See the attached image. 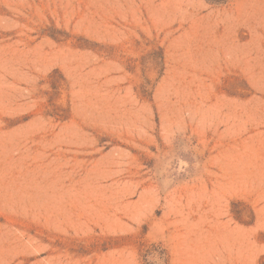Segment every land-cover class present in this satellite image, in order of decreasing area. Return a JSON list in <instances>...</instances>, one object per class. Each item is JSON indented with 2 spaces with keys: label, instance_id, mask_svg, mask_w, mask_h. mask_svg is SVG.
<instances>
[{
  "label": "rangeland",
  "instance_id": "obj_1",
  "mask_svg": "<svg viewBox=\"0 0 264 264\" xmlns=\"http://www.w3.org/2000/svg\"><path fill=\"white\" fill-rule=\"evenodd\" d=\"M0 264H264V0H0Z\"/></svg>",
  "mask_w": 264,
  "mask_h": 264
}]
</instances>
